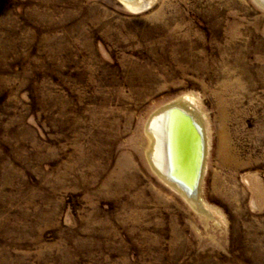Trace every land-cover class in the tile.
Returning a JSON list of instances; mask_svg holds the SVG:
<instances>
[{
    "label": "rangeland",
    "instance_id": "obj_1",
    "mask_svg": "<svg viewBox=\"0 0 264 264\" xmlns=\"http://www.w3.org/2000/svg\"><path fill=\"white\" fill-rule=\"evenodd\" d=\"M145 1L0 0V264H264V1ZM184 96L198 210L146 156Z\"/></svg>",
    "mask_w": 264,
    "mask_h": 264
},
{
    "label": "bare ground",
    "instance_id": "obj_2",
    "mask_svg": "<svg viewBox=\"0 0 264 264\" xmlns=\"http://www.w3.org/2000/svg\"><path fill=\"white\" fill-rule=\"evenodd\" d=\"M264 1V0H263ZM128 8L135 10L145 6V0H120ZM197 117V110L190 97H181L179 100L157 109L145 125V133L149 139V148L146 156L149 165L157 177L168 186L173 192L181 196L194 209L198 210L201 199L198 195V187L205 168V156L208 143L200 129V120ZM188 118L198 133L202 143V160L199 170L196 193L188 196L181 185L171 178V174L177 166V154L182 148L187 155V164L192 161V140L184 131V120ZM199 120V121H198ZM200 122V123H199ZM189 165V164H188ZM188 167V166H187ZM189 169V167H188ZM188 170L183 177H187ZM183 174V171H182Z\"/></svg>",
    "mask_w": 264,
    "mask_h": 264
},
{
    "label": "water",
    "instance_id": "obj_3",
    "mask_svg": "<svg viewBox=\"0 0 264 264\" xmlns=\"http://www.w3.org/2000/svg\"><path fill=\"white\" fill-rule=\"evenodd\" d=\"M184 131L187 132L188 136L192 140V161L190 160V163L187 164L186 159L188 158L185 149L182 148L179 150V153L177 154V168L175 169V172L173 171L171 174V178L178 182L183 192H185L188 196H192L196 193L197 189V182L199 178V170L202 160V143L200 140V137L198 133L196 132L194 126L190 122L188 118H185L184 120ZM189 169H188V167ZM188 170L187 177L184 176V172ZM183 171V174H182Z\"/></svg>",
    "mask_w": 264,
    "mask_h": 264
}]
</instances>
